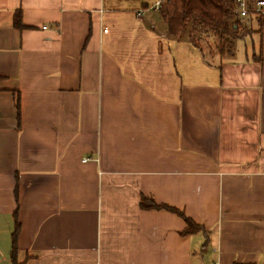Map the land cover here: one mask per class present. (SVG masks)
<instances>
[{
	"label": "crops",
	"instance_id": "0c3cea01",
	"mask_svg": "<svg viewBox=\"0 0 264 264\" xmlns=\"http://www.w3.org/2000/svg\"><path fill=\"white\" fill-rule=\"evenodd\" d=\"M155 1L0 0V264H264V20L209 61Z\"/></svg>",
	"mask_w": 264,
	"mask_h": 264
},
{
	"label": "trees",
	"instance_id": "16d2710c",
	"mask_svg": "<svg viewBox=\"0 0 264 264\" xmlns=\"http://www.w3.org/2000/svg\"><path fill=\"white\" fill-rule=\"evenodd\" d=\"M160 16L168 33L177 38L187 37L196 49L202 50L201 40L203 37L215 39L216 52L224 56H232L236 50V42L252 33V24L257 22L258 26L263 23L260 16L251 15L245 21L237 16L233 0H161L159 9ZM14 25L17 29H26L22 24L21 11L15 13ZM17 109L20 116V98H17ZM141 206L144 210H167L182 217L187 228L183 234L189 235L203 231L204 227L196 224L192 219L185 217L184 213L174 207L158 204L154 199L142 197ZM19 223L14 233V243L19 233ZM16 253V244L14 245Z\"/></svg>",
	"mask_w": 264,
	"mask_h": 264
},
{
	"label": "built area",
	"instance_id": "2783aa9c",
	"mask_svg": "<svg viewBox=\"0 0 264 264\" xmlns=\"http://www.w3.org/2000/svg\"><path fill=\"white\" fill-rule=\"evenodd\" d=\"M237 16L243 20L248 19L251 15L260 16L264 19V0H233ZM161 0H157L153 6L154 10L159 11ZM46 29V27H45ZM107 32V31H105ZM84 161H88L84 159Z\"/></svg>",
	"mask_w": 264,
	"mask_h": 264
},
{
	"label": "rangeland",
	"instance_id": "374dc122",
	"mask_svg": "<svg viewBox=\"0 0 264 264\" xmlns=\"http://www.w3.org/2000/svg\"><path fill=\"white\" fill-rule=\"evenodd\" d=\"M156 2V1H155ZM251 34V33H248ZM183 39L187 40V37L184 36ZM201 45H202V50L205 51V54L208 55L207 59L209 61L215 60L216 57H220L218 56L219 54L216 52L215 48V39H213L212 37H203L201 40ZM228 57V56H225ZM201 68V66H199L198 64V68Z\"/></svg>",
	"mask_w": 264,
	"mask_h": 264
}]
</instances>
